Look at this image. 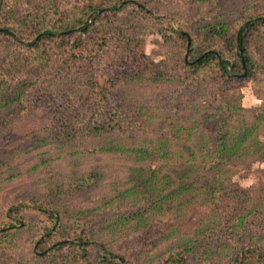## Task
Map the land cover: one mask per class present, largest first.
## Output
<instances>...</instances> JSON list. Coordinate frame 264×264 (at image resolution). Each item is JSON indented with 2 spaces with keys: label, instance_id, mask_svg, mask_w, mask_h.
Returning a JSON list of instances; mask_svg holds the SVG:
<instances>
[{
  "label": "trees",
  "instance_id": "trees-1",
  "mask_svg": "<svg viewBox=\"0 0 264 264\" xmlns=\"http://www.w3.org/2000/svg\"><path fill=\"white\" fill-rule=\"evenodd\" d=\"M24 1L26 5L23 0H0V39L16 54L8 61L12 65L15 62L18 66V61L37 67L56 64L54 77L37 90L38 96L45 98L52 93L58 95L51 98L55 111L50 119L59 141L66 144L78 130L85 131L102 140L98 148L102 154L123 155L134 162H171L179 167L172 166L173 174L161 176L150 167H128V177L134 183L128 179L132 185L123 191L135 192L139 186L145 188V195L142 210L123 220L144 229L160 224L154 235H158L156 242H151V237L139 248L142 256L136 253L134 258L126 249L112 250L101 240L104 229H94L87 223L72 224L76 212L61 206L65 198L75 197L97 183L102 173L93 171L87 177L89 182L81 179L60 196L51 193L55 203L50 202L47 185L29 199L0 203V264H21L13 249L15 237L21 233L31 236L27 252L31 264H264V195L255 198L242 187L227 189L221 177L225 166L234 160L255 155L264 161V139L260 136L264 106L254 110L251 121L238 119L245 111L237 103L240 86H215L217 96L197 106L191 115H183L181 104L160 107H167L163 117L170 119V136H165L166 132L150 134L137 144L133 142L135 130L157 133L164 122L146 119L149 113L142 107L132 111L116 100L113 107L109 105L116 87L111 85L123 77L139 81L154 65L129 29L134 26L131 17L137 22L157 21L170 36L183 42L188 57L182 59L181 69L187 84L209 70L225 84L236 78L263 77L264 66L252 42L264 29V11L246 17L228 46L212 49L229 33L227 23L205 25L202 34L191 35L182 31L180 21L173 18L176 27L172 28L166 18L155 16L147 8L149 0H87L64 9L52 0ZM22 5L24 11L18 13ZM208 39L216 43L200 48ZM193 87L202 86H182L178 91L187 93ZM21 90L19 86L13 90L17 99ZM2 92L0 88V95ZM64 94L68 97L60 96ZM69 95L80 101L70 102ZM0 100L5 101V106L0 105L4 110L14 104L5 95ZM70 106L75 118L66 120L62 115ZM124 136L126 141H122ZM114 137L117 141L113 145ZM171 139L176 148H172ZM197 171L204 174L195 178ZM91 176L96 178L91 180ZM191 195L202 198L197 201L204 209V220L183 231L175 227V218L184 217L191 209ZM167 214L173 219L163 223ZM109 226L113 231L114 224ZM153 231L144 233V237H150ZM167 239L170 243L163 245Z\"/></svg>",
  "mask_w": 264,
  "mask_h": 264
},
{
  "label": "rangeland",
  "instance_id": "rangeland-1",
  "mask_svg": "<svg viewBox=\"0 0 264 264\" xmlns=\"http://www.w3.org/2000/svg\"><path fill=\"white\" fill-rule=\"evenodd\" d=\"M85 1L87 0H52L59 9ZM23 3L26 5L24 0ZM24 5L19 6L18 13H23ZM149 7L147 6L155 16L166 18L172 28L176 27L174 19L180 21L182 31L191 35L202 34L201 29L205 25L216 22L227 23L229 33L225 36L223 43L211 47L218 49L230 44L246 17L264 11V0H149ZM256 8L258 9L255 11ZM129 21L134 25L129 28L130 31L141 42V46L154 65L150 67V73L139 81L123 77L124 79L121 78L111 85L116 87L114 94L110 96L109 105L113 107L116 100L121 105L129 106L132 111L142 107L149 113L146 119L164 122L160 124L157 133L148 131L140 133L135 130L133 142L138 144L150 134L160 135L166 132L168 135L165 136H170L171 131L168 132L171 129L168 126L170 119L163 117L166 116L167 107H160L168 105L171 108L172 104H181L185 110L183 115H191L199 106L209 103L217 96L215 86H240L237 103L244 107L245 111L238 115V119L243 117L251 121L254 110H260L264 106V73L263 77L236 78L224 84L215 72L209 70L197 81L187 84L185 72L181 69L182 59L188 57L187 48L185 49L183 42L170 36L157 21L144 19L137 22L133 17ZM214 43H216L215 40L208 39L200 48H207ZM252 44L258 60L264 66V29L256 34ZM15 56L13 49H8V45L0 39V88L3 89L0 97L8 96L10 103H14L6 110L0 106V160H2L0 162V203H17L19 200L29 199L34 194H40V188L46 185L49 187L50 202L55 203V196H60L59 193H63L69 185L77 184L81 179L84 183L89 182L88 175L93 171H99L103 177L97 178L98 181L94 186L75 197L65 198L60 204L76 212L72 224L87 223L94 229H104L105 236L102 234L101 240L109 248L116 252L126 249L132 255L134 254V258H137L136 253L141 254L139 248L149 243L147 239L153 237L151 242H156L158 235H154L156 231H159L157 226L160 224L155 223L156 226L144 229L123 220V218L128 219L131 213L142 210L140 206L143 204L141 202L145 195V188H140L137 184L139 189H135V192L123 191L132 185L129 180L134 183L132 177H128L131 174L128 172V167L142 165L146 170L150 167L158 170V176H161L163 173L173 174L172 166H176L177 169L179 166L176 163H164L157 160L134 162L127 156L102 154L98 150L102 140H96L80 130L72 141L66 144L61 143L57 135L53 133L55 128L50 119L55 111L51 98L58 95L52 93L50 97L45 98L38 96L37 90L41 85H45L47 80L51 79L50 77H54L52 72L55 71L56 64L49 62L47 65L37 67L32 62L18 61V66H15V62L14 65L8 62ZM18 86L22 87V95L19 99L13 93ZM182 86L202 87L201 89L193 87L187 90V93H180L178 90ZM255 89L260 95L256 94ZM66 94L60 96L68 97ZM55 98L61 99V97ZM69 98H71L70 102L80 101L79 97L72 98V95H69ZM0 105L5 106V101L0 100ZM72 107L70 106L62 115L66 120L75 118H72L75 111L71 109ZM171 112L173 113V108ZM81 125L84 126V124ZM148 126L150 125L146 124V127ZM260 136L264 139V126ZM36 137H39V140H35ZM126 137L124 136L122 141H126ZM116 141L114 137L111 144H116ZM172 141L174 140L170 141L172 148H176ZM222 171L221 177L227 189L242 187L250 190L255 198H259L261 194L264 195V161L255 155L234 160ZM197 173L195 178L204 174L202 171ZM12 175L15 176L11 177ZM90 178L94 180L96 177ZM200 181L202 182L203 179ZM51 193L55 196L53 197ZM191 196L194 199V203L188 205L191 209L184 217L181 215V217L178 216L179 219L175 218L178 220L175 227L182 228L183 231L196 227L195 222L204 220V209L197 201L202 198ZM177 201L175 204L178 203ZM170 219H173V216L167 214L161 221L166 223L170 222ZM110 223L115 226L113 231H110ZM149 231H153L152 235L144 237V233ZM30 237L26 233L15 237L13 249L17 253L16 260L21 264H31L27 253ZM170 241V239L164 240L163 245L166 244L164 242L170 243Z\"/></svg>",
  "mask_w": 264,
  "mask_h": 264
},
{
  "label": "water",
  "instance_id": "water-1",
  "mask_svg": "<svg viewBox=\"0 0 264 264\" xmlns=\"http://www.w3.org/2000/svg\"><path fill=\"white\" fill-rule=\"evenodd\" d=\"M187 53H188V49H187Z\"/></svg>",
  "mask_w": 264,
  "mask_h": 264
}]
</instances>
